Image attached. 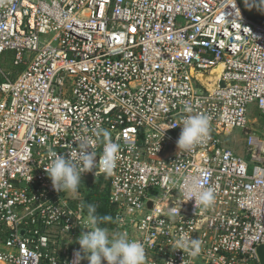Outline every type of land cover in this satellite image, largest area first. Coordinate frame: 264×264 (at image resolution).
I'll return each instance as SVG.
<instances>
[{
	"label": "built area",
	"instance_id": "built-area-1",
	"mask_svg": "<svg viewBox=\"0 0 264 264\" xmlns=\"http://www.w3.org/2000/svg\"><path fill=\"white\" fill-rule=\"evenodd\" d=\"M217 66L210 88L200 76ZM250 104L264 115V22L238 0H0V264H73L87 210L44 167L97 128L120 158L82 180L107 181L110 236L141 241L148 264H260L264 120L251 131ZM195 113L209 136L180 153L170 126ZM232 128L247 157L224 140ZM194 182L214 189L210 208L186 201ZM181 237L200 254L174 249Z\"/></svg>",
	"mask_w": 264,
	"mask_h": 264
},
{
	"label": "clouds",
	"instance_id": "clouds-1",
	"mask_svg": "<svg viewBox=\"0 0 264 264\" xmlns=\"http://www.w3.org/2000/svg\"><path fill=\"white\" fill-rule=\"evenodd\" d=\"M260 10V9H259ZM264 11V10H260ZM191 112V109H188ZM181 132L176 141L178 152L184 153L202 145L210 133V118L203 113H195L185 116L179 124ZM169 128V127H168ZM168 128L162 129V133ZM163 136V135H162ZM76 147L68 151L67 157L53 151L51 159L44 170L51 180L52 187L57 192L76 193L82 182V174L95 173L99 164L104 172L111 174L120 158V145L113 142L111 133L106 129L97 128L92 135H81L73 138ZM103 143L102 159H97L93 151L97 143ZM186 201L194 198L195 207L210 208L215 202L214 189L204 187L199 183H193L185 192ZM83 211L87 209V220L77 237L80 250L74 253L73 264H79L82 258H86L89 264H148L144 244L129 238L127 232H116L111 236L109 230L100 225L109 222L110 216L98 215L95 204L79 205ZM174 215H180L177 210ZM187 247L192 257H196L202 250V242L198 239L180 238V246L174 249L184 250ZM81 253L84 256H81Z\"/></svg>",
	"mask_w": 264,
	"mask_h": 264
},
{
	"label": "trees",
	"instance_id": "trees-1",
	"mask_svg": "<svg viewBox=\"0 0 264 264\" xmlns=\"http://www.w3.org/2000/svg\"><path fill=\"white\" fill-rule=\"evenodd\" d=\"M238 3L247 17L259 23L264 22V11H260L264 10V0H238ZM245 155L246 157L248 156L247 151ZM102 178L103 177H97L93 180H82L78 191L79 193L82 192L81 199L84 204H95L98 215H107L111 217L109 222L100 225L101 227L110 229L113 224L115 207L108 199L109 187L107 182H104L105 186L102 192H100Z\"/></svg>",
	"mask_w": 264,
	"mask_h": 264
},
{
	"label": "rangeland",
	"instance_id": "rangeland-1",
	"mask_svg": "<svg viewBox=\"0 0 264 264\" xmlns=\"http://www.w3.org/2000/svg\"><path fill=\"white\" fill-rule=\"evenodd\" d=\"M50 36L51 35H47L46 38L48 39V38H50ZM43 38H44V36H42V39ZM1 65L5 69H9V66L6 62L2 61ZM248 118H249L248 126L251 129V131L257 135H260V126L264 120V115L256 108V106L254 104H250L248 106ZM253 119H256L258 121L255 122V121H253ZM223 138L236 151L237 155L244 156V154H246V150H245V148H246V135L242 129L232 128L230 130V133L225 137L223 136ZM104 182H107V181L104 178H102L100 192H102L103 187L105 186ZM84 185H86V184H84ZM81 193H79V191H78L76 193H71V194L73 196L79 195L81 197L82 196Z\"/></svg>",
	"mask_w": 264,
	"mask_h": 264
},
{
	"label": "bare ground",
	"instance_id": "bare-ground-1",
	"mask_svg": "<svg viewBox=\"0 0 264 264\" xmlns=\"http://www.w3.org/2000/svg\"><path fill=\"white\" fill-rule=\"evenodd\" d=\"M220 71V66H217L212 69L211 73L208 76H200V78L206 83L207 80H211V82L208 85V87L212 88L215 84L216 79L218 78Z\"/></svg>",
	"mask_w": 264,
	"mask_h": 264
},
{
	"label": "water",
	"instance_id": "water-1",
	"mask_svg": "<svg viewBox=\"0 0 264 264\" xmlns=\"http://www.w3.org/2000/svg\"><path fill=\"white\" fill-rule=\"evenodd\" d=\"M205 76V75H203ZM257 254L259 256L260 259V264H264V245H259L257 247Z\"/></svg>",
	"mask_w": 264,
	"mask_h": 264
}]
</instances>
